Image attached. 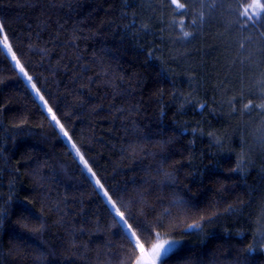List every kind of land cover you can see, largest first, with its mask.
<instances>
[{
    "label": "trees",
    "instance_id": "1",
    "mask_svg": "<svg viewBox=\"0 0 264 264\" xmlns=\"http://www.w3.org/2000/svg\"><path fill=\"white\" fill-rule=\"evenodd\" d=\"M206 2L222 6L210 13L201 0H0V20L45 98L71 114L62 122L106 186L127 182L134 200L144 193L149 221L171 211L155 231L178 245L161 264H264L260 120L240 115L252 97L241 91L239 77L246 90L251 74L237 42L254 30L236 27L245 0ZM181 29L192 36L181 40ZM161 142L175 180L163 188L152 179ZM25 206L34 215L21 221ZM107 207L0 46V264H134L139 253ZM22 224L44 228L33 234ZM21 232L30 247L14 239Z\"/></svg>",
    "mask_w": 264,
    "mask_h": 264
},
{
    "label": "snow or ice",
    "instance_id": "2",
    "mask_svg": "<svg viewBox=\"0 0 264 264\" xmlns=\"http://www.w3.org/2000/svg\"><path fill=\"white\" fill-rule=\"evenodd\" d=\"M176 2L177 0H171L172 4H176ZM192 6L195 7V5ZM221 6L222 5L217 3L208 4L206 0H201L200 4L202 9L207 8L210 13L217 7ZM161 7H163V5H161ZM180 7L186 8L187 6L180 5ZM236 15V27L241 33L247 32L249 28L254 30V35L244 37V42H237L240 50L243 53H247V59L245 61H239L242 71L251 74L246 90L243 87L244 77H239L242 85L241 91L242 93L246 92L247 96L252 97V99H248V102L243 105L240 115H251L253 112H256V115L260 120V126L258 128L259 136L257 139L260 145L264 147V0H251V2L245 0L244 4L238 2L236 4ZM199 20L201 23L205 22L203 12L200 13ZM192 23L195 25L197 20H193ZM9 31L10 30L4 20H0V46L11 55L12 61L15 62V65L19 69V73L26 78L37 97L43 102L44 109L50 118L51 124L58 129L60 135L66 138L70 146V151L75 152L79 164H81L84 170L91 175L99 192L102 193V196L105 198L108 206L107 210L112 216L113 225L120 227L124 238L128 240V243L134 249V253L135 251H138L139 255L136 256L134 264H161L162 257L172 250L173 245L178 243L177 241L160 240V233L155 231L157 228L164 227L165 219L172 215L171 211L165 209L160 217L149 221L147 219L145 208L143 207L145 203L144 193L137 190L140 199L134 200L126 198L129 191L127 182L123 185L116 183L106 186L105 182L102 181V178L94 170L93 164L85 157L82 151V146H78L77 142L73 139L75 133H70L66 123L62 122V120L70 122L71 114L61 112L58 107H54L42 94L40 88L37 87V83L34 81L33 76L29 75L26 66L22 64L17 57V52L14 51L12 42L15 37L10 36ZM181 31L183 32V29H181ZM189 36H192V33L183 32L180 39L185 40ZM235 63L236 62L234 61L233 66H235ZM255 100H259V103H255ZM201 107H203V105H201ZM236 111L237 110L233 108V112ZM166 143L167 142H161L159 144L161 158L154 168L156 176L152 177L161 188L169 182H175L173 174L165 168V164L167 163V156L165 153ZM148 174L151 176V171H149ZM133 183L135 182L133 181ZM145 183H147V181ZM28 203L31 204L33 202L29 200ZM181 203L182 202H177V205L179 206ZM137 204L142 206L134 210V206ZM33 215L32 209L25 206L21 210L20 220H28ZM6 219L7 212L0 209V227L3 226ZM36 219L38 220L39 218L37 217ZM17 223H20V221H17ZM21 227L23 230L35 234L41 232L44 225L41 224L38 227L34 225L29 228L27 224H22ZM188 227L200 228L201 225L197 222ZM258 231L261 237L264 238V223L260 224ZM153 238H155L154 242ZM14 239H16L21 245L30 247L23 232L15 234ZM142 239L151 243V247L146 248L145 243L141 242ZM253 250L252 245H249L247 251ZM245 264H247V262H245Z\"/></svg>",
    "mask_w": 264,
    "mask_h": 264
},
{
    "label": "rangeland",
    "instance_id": "3",
    "mask_svg": "<svg viewBox=\"0 0 264 264\" xmlns=\"http://www.w3.org/2000/svg\"><path fill=\"white\" fill-rule=\"evenodd\" d=\"M169 241H177V240H169ZM177 242H178V241H177ZM177 245H178V243L175 244V245H173V246H172V249H174ZM168 253H169V252H168ZM168 253H167V254H168Z\"/></svg>",
    "mask_w": 264,
    "mask_h": 264
}]
</instances>
